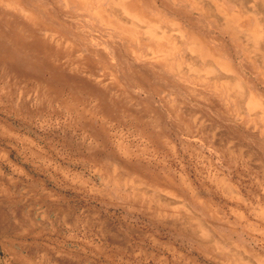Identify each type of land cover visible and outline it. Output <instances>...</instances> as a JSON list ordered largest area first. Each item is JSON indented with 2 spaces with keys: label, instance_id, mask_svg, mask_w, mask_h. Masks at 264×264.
Here are the masks:
<instances>
[{
  "label": "rangeland",
  "instance_id": "1",
  "mask_svg": "<svg viewBox=\"0 0 264 264\" xmlns=\"http://www.w3.org/2000/svg\"><path fill=\"white\" fill-rule=\"evenodd\" d=\"M263 60L264 0H0V264H264Z\"/></svg>",
  "mask_w": 264,
  "mask_h": 264
},
{
  "label": "bare ground",
  "instance_id": "2",
  "mask_svg": "<svg viewBox=\"0 0 264 264\" xmlns=\"http://www.w3.org/2000/svg\"><path fill=\"white\" fill-rule=\"evenodd\" d=\"M249 2V1H248ZM252 2V1H251ZM129 3H131V5H132V2H129ZM239 3V2H238ZM247 3V2H246ZM245 3V4H246ZM241 4H243V3H241ZM245 4H243V5H245ZM130 5V6H131ZM247 7V6H246ZM242 8V7H241ZM249 9V8H248ZM251 10V9H250ZM224 10H222V12H223ZM225 12V11H224ZM223 12V13H224ZM207 14H208V12H207ZM226 14V16H225V23H226V25H227V27H228V29H230L231 31H232V34H235V38L236 37H238V33H237V31H236V29L234 28V29H231L230 28V25H232V26H234V24H233V22L235 21L234 19L236 18V15L234 14V15H229L227 12L225 13ZM220 18V17H219ZM248 19V18H247ZM132 25V24H131ZM226 27V28H227ZM156 31V30H155ZM154 31V32H155ZM257 28H253V29H250V31H247V32H243L242 34H244V36H246V37H248L249 38V36H252L253 35V39H254V41H255V43H257V39H256V36H255V34H257ZM155 34H156V32H155ZM157 35V34H156ZM160 35V34H159ZM249 35V36H248ZM260 36V35H259ZM159 38L161 39L162 38V36H159ZM257 47V46H256ZM258 48V47H257ZM263 62H264V60H263ZM232 81H234V80H232ZM251 100V99H250ZM252 101V100H251ZM251 103V102H250ZM227 180V179H226ZM225 186H227V184L225 185ZM232 186V185H231ZM227 188H230L231 189V187L228 185V187ZM235 189V188H234ZM238 195V194H237ZM239 201H240V199H239Z\"/></svg>",
  "mask_w": 264,
  "mask_h": 264
}]
</instances>
